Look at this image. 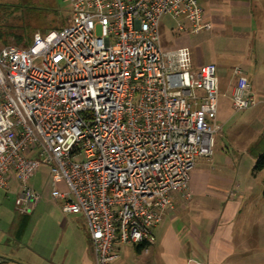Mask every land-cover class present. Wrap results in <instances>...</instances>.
Here are the masks:
<instances>
[{
  "label": "built area",
  "instance_id": "built-area-1",
  "mask_svg": "<svg viewBox=\"0 0 264 264\" xmlns=\"http://www.w3.org/2000/svg\"><path fill=\"white\" fill-rule=\"evenodd\" d=\"M69 4L66 27L0 48V188L13 180L15 209L30 215L41 199L30 180L47 167L52 199L85 220L95 264H113L119 246L154 242L172 195L189 199L196 161L213 154L216 67L192 69L187 50L159 36L163 16L189 34L211 25L198 0ZM233 74L232 111L255 107Z\"/></svg>",
  "mask_w": 264,
  "mask_h": 264
},
{
  "label": "crops",
  "instance_id": "crops-1",
  "mask_svg": "<svg viewBox=\"0 0 264 264\" xmlns=\"http://www.w3.org/2000/svg\"><path fill=\"white\" fill-rule=\"evenodd\" d=\"M198 6L203 23L211 28L192 35L211 32L222 45L212 54L214 61L206 63L215 65L216 72H224L218 77L215 119L220 133L215 137L212 156L198 159L190 173V198L185 197L186 192L174 193L171 209L152 229L154 242L119 246L113 264H264V200L262 194H251L256 189L252 185L257 173H253V166L264 152V112L258 109L244 125L230 124L221 112L218 118L224 104L231 108L234 68L241 70L258 104V99H264V0H198ZM185 43L178 48L187 50L192 69L205 65L198 48ZM243 129L245 144L249 145L242 147L250 161L246 167L231 157L232 146L224 142H230L228 134ZM15 187L11 180L0 203V264H57L44 253L42 243L33 247L22 239L29 215L18 214L15 206L13 210ZM80 217L90 244L85 220ZM91 264H95L94 256Z\"/></svg>",
  "mask_w": 264,
  "mask_h": 264
},
{
  "label": "rangeland",
  "instance_id": "rangeland-1",
  "mask_svg": "<svg viewBox=\"0 0 264 264\" xmlns=\"http://www.w3.org/2000/svg\"><path fill=\"white\" fill-rule=\"evenodd\" d=\"M262 15L260 14V16ZM70 21L69 0H0V29L4 33H13L14 36L12 38L7 34L6 38H1L0 48L6 45L24 48L29 42L31 43L35 33L44 35L49 31L60 30L69 25ZM211 34V32H205L192 35L185 31L179 32L176 22L169 16H163L159 25L160 42L165 50L178 49V47L184 46L182 43L186 42L185 44L188 43L187 45L192 48H198L202 53L200 59L204 64L214 61L212 54L215 50L222 49L221 42L215 37H211ZM218 63L220 62L218 61ZM216 75L222 77L223 70H217ZM258 100L259 104L256 107L240 113L233 112L230 107L224 104L223 109L220 108L218 112V118L220 119L221 112L224 117L228 118L227 121L230 124L244 125L247 120L255 117L258 109L264 112V99ZM244 131V129L236 130L234 133L228 134L230 142L227 140L224 142L230 143L232 146L229 148L231 157L240 159L242 161L240 165L246 167L250 161L246 152L242 150V147L249 146L245 144ZM219 133L218 130L215 137ZM218 145L221 146L220 140ZM255 175L256 181H253L252 185H256V189L251 194H262L263 182L260 179H264V172L260 174L257 172ZM48 180V170L45 167H40L30 180V184L38 193L42 194V198L34 212L28 216L22 239L33 247L42 243L44 253L50 255L54 263L91 264L92 249L83 229L81 217L67 215L61 211L59 203L51 197ZM59 188L66 190L63 183L59 184ZM5 195L3 189L0 188V203L1 198H4ZM85 257L90 263H86Z\"/></svg>",
  "mask_w": 264,
  "mask_h": 264
},
{
  "label": "trees",
  "instance_id": "trees-1",
  "mask_svg": "<svg viewBox=\"0 0 264 264\" xmlns=\"http://www.w3.org/2000/svg\"><path fill=\"white\" fill-rule=\"evenodd\" d=\"M8 33H4L2 32V30L0 29V39L1 38H6ZM10 35L12 38L14 37L13 36V33L12 34H8ZM14 40H16L14 38ZM30 44V42L26 45V47ZM25 48V47H24ZM264 169V152L260 153V155H258V157L256 158L255 160V163H254V166H253V173H256V172H260L261 170ZM262 197H263V200H264V180H263V192H262ZM144 245V244H143ZM146 245V244H145Z\"/></svg>",
  "mask_w": 264,
  "mask_h": 264
}]
</instances>
